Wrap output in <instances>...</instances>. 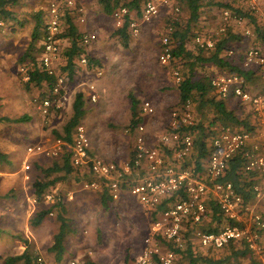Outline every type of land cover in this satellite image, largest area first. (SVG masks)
Wrapping results in <instances>:
<instances>
[{
    "label": "rangeland",
    "instance_id": "obj_1",
    "mask_svg": "<svg viewBox=\"0 0 264 264\" xmlns=\"http://www.w3.org/2000/svg\"><path fill=\"white\" fill-rule=\"evenodd\" d=\"M75 2L88 8L85 22H79L76 15H71V20L80 34L94 32L98 36L96 42L84 49L93 59V65L100 69L90 70L89 75L82 72V77H76V73L72 79L66 76L67 101L62 109H53L47 116L40 113L38 106L50 88L45 83L38 86L31 84L27 88L24 86L23 72L20 71L22 63L39 57L36 45L29 48L32 28L27 23L30 20L15 31L11 24H7L0 32V151L5 155L0 160V264H5L6 257L20 255L24 251L29 254L32 264H37L39 257L46 264H69L70 261L76 264H135L143 238L148 233L150 215L141 208L134 195L123 192L118 200L122 203L103 205L99 193L82 188L81 183L88 174L74 168L71 174L50 186L37 199L32 186L34 180L46 182L56 175L63 176L62 171L46 174L44 170L51 169L56 163L61 165L66 154L53 157L44 153H27L26 148L36 144L48 147L56 138H60L56 133L63 135V126L72 115V102L79 92L83 94L84 103L83 117L79 123L85 127L92 152L116 162L129 158L134 139L133 132L126 130L130 126V97L137 102V114L143 100H149L154 105V114L141 116L140 119L146 129L148 144H156L155 137L167 127L169 109L178 101L172 69L159 62L162 38L170 30L168 26L173 18H187L186 10L172 3L170 8L162 7L150 21L142 22L140 12L129 9L132 18L139 24V34H129L125 46L114 33L116 27L111 15L104 14L100 6L96 9L98 2ZM25 3L26 10L36 11L38 8L45 9L48 0H25ZM242 7L240 11L255 20L253 23L248 17L244 18V25L254 31L248 36L250 40L237 32L239 30L235 27L238 25L223 20L220 8L201 14L202 24L198 23L196 28L209 33L207 36L212 38L220 36L216 34L219 27H225V31L229 32L235 30L245 49L262 48L264 43L258 39L264 36V0L252 11ZM256 32L260 34L256 35ZM65 41L63 39L62 42ZM25 54L27 59L23 61L21 58ZM98 70L100 73L96 72ZM90 83L94 84L98 93L95 102L89 99L87 87ZM241 106L240 115H245L247 121L251 122V114ZM24 116L27 117L24 121H17ZM195 118L197 121L204 119V113L195 112ZM73 131L74 128L71 136ZM24 165H28V168ZM45 194L50 195L49 200H46ZM57 203L64 205L63 216L69 229L63 240L64 253L60 262H56L54 253L48 250L60 225ZM55 204V207L48 209L40 224L32 225L36 213ZM209 221L207 214L204 228L209 227ZM215 223L213 221L212 225ZM226 253L223 249L208 254L223 257ZM236 261L254 264L256 259L253 256H238L232 258L230 263Z\"/></svg>",
    "mask_w": 264,
    "mask_h": 264
},
{
    "label": "built area",
    "instance_id": "obj_2",
    "mask_svg": "<svg viewBox=\"0 0 264 264\" xmlns=\"http://www.w3.org/2000/svg\"><path fill=\"white\" fill-rule=\"evenodd\" d=\"M240 1L252 11L262 0ZM165 6L171 7L172 0H145L140 10L141 21H150ZM66 11L76 15L79 22H85L84 8L77 5L75 0H48L45 7L40 66L49 76H53V82L49 93L38 106L43 116L49 115L53 109H62L67 101L66 76L57 70L61 62L60 39L57 36L61 30V17ZM221 16L223 20H232L238 25L243 22V18L230 9H223ZM111 17L116 29L127 21L129 34H139V24L126 6L114 8ZM0 25L3 23L0 22ZM225 30V27H220L216 34ZM245 33L249 34V31ZM80 38L81 43L87 46L97 40V35L86 32ZM194 41L205 49L214 45L211 36L197 34ZM158 58L164 66H169L172 61L167 35L162 38ZM77 64L78 67H86V56L78 59ZM242 65L245 69L257 68L264 77V52L259 47L248 48L244 52ZM20 71L23 72V80L27 81L29 76L25 68L20 67ZM172 78L175 84L180 83L182 77L179 70L172 69ZM211 86L218 97L233 96L242 105H249L254 129L218 127L210 138L208 154L200 169L195 165H183L192 156L196 145L195 134L191 130L196 125L191 99L171 107L167 127L157 135V143L151 145L147 142L146 129L140 117L152 116L155 108L149 100H143L136 115L138 121L130 123L126 129L133 132L134 139L129 158L122 162L106 160L94 154L85 127L80 123L74 127L70 143L56 138L48 147L36 144L28 146L26 151L53 157L67 154L72 168L89 175L81 183L83 189L106 193L112 201H118L123 192L137 198L143 210L150 215V222L135 264H174L179 258L178 250L182 251L188 240L204 254L209 249H220L230 243L243 245L259 264H264V86L251 91L244 77L236 73L214 76ZM87 88L89 99L95 102V86L91 83ZM165 148L173 150L168 159ZM237 154L244 159L242 174L249 176L256 173L258 178L251 185L252 197L247 201L234 191L230 182L220 181L229 160ZM24 167L27 169L28 165ZM44 197L50 199L48 194ZM209 201H214L221 213V222L215 225L217 229L213 231H207L203 226ZM256 205L261 210H256ZM37 264L46 263L39 257ZM69 264L76 263L70 261ZM231 264L245 263L236 261Z\"/></svg>",
    "mask_w": 264,
    "mask_h": 264
},
{
    "label": "trees",
    "instance_id": "obj_3",
    "mask_svg": "<svg viewBox=\"0 0 264 264\" xmlns=\"http://www.w3.org/2000/svg\"><path fill=\"white\" fill-rule=\"evenodd\" d=\"M145 0H97L98 5L101 10L106 15H111L114 8L118 6H127L128 9H135L140 12V5ZM234 1V3L232 2ZM201 0H176L175 6L178 8H183L186 10V17L184 20H177L173 18L168 26L167 35L170 40V46L172 49V61L170 63L171 69L179 70L181 74V81L176 85L178 91V101L176 104H182L186 99H191L194 104V108H198L200 113H204V119L197 121L196 125L191 128L195 134V148L193 150L192 156L187 158L184 162V166L195 165L197 169H200L201 165L204 163V159L208 154V145L211 136L215 133L216 129L220 126H231L236 130H253V125H250L245 119L241 118L240 115L235 114L232 110L226 108L225 98H220L215 93L211 86V79L218 74H228L236 73L244 77L245 80L249 76L254 75L256 72L261 74L257 68L245 69L238 65L231 63L229 57L226 55L231 50L228 43L236 40L233 33L225 31L223 36H217L214 39L213 47L209 49L199 47L194 39L196 35L205 36L207 33L201 32V30H195L196 25L201 22V13L205 10L202 8ZM234 4H237L234 6ZM21 0H0V32L3 30V26L11 24L12 30H16L17 27L24 26L28 20H30L31 25V42L29 48L32 45H36L39 57L37 59H32L31 62H24L20 66L25 68V72L28 73V80L25 81L27 88L31 84L41 85L45 83L48 88H50L53 82V76H49L40 66V57L42 54V44L41 37L43 35V24L45 21V9L38 8L36 11H25L22 13L18 12ZM204 6H216L223 9H230L238 14L242 18H247L255 23L253 18H250L247 13L241 12L242 6L244 4L240 0H209L203 4ZM18 6V7H17ZM18 8V9H17ZM249 11V10H247ZM71 14L66 11L61 17V30L58 34L60 41L66 39L60 45L61 49V59L64 61L63 64L58 66L59 71L65 74L69 79H72L78 68V59L82 56L87 58V67L91 68L93 66V59L86 54L84 45L81 43V35L76 26L71 20ZM32 19V20H31ZM27 21V22H26ZM128 22L124 21V24L117 28L114 33L117 35L121 41L127 46L129 39L128 32ZM195 31V32H194ZM264 32V31H263ZM207 36V35H206ZM264 38V37H263ZM60 42V43H61ZM27 55H23L21 60H26ZM215 68L216 70H210V68ZM58 70V69H57ZM262 75V74H261ZM249 88V87H248ZM131 98V97H130ZM132 103V118L130 123H136L138 120L136 118V105L137 102L131 98ZM83 94L81 92L76 93L74 100L72 102V115L70 119L63 126V135L56 133L57 137L65 139L67 142H71V131L79 124V121L83 117ZM241 105V103H240ZM207 113V114H206ZM27 117H19L17 121H24ZM204 120V121H203ZM207 121V123L205 122ZM163 148V147H162ZM173 150L164 149L166 158H170ZM5 158V155L0 151V160ZM170 160V159H169ZM244 163V159L240 154L232 157L224 171L223 176L220 178L222 182H230L234 191L241 195L242 198L247 201L252 197L251 185L254 182V177L251 175L245 176L241 172V166ZM72 167L68 160V155H64L62 164H54L51 169L44 170L46 174H50L52 171H62L63 176L56 175L49 181L43 182L41 180L35 179L32 186L34 189V195L39 199L44 191L50 186L54 185L57 181L64 179V176L71 174ZM86 174V173H85ZM85 176V175H84ZM112 200L106 195L102 194L101 202L103 205L111 202ZM59 206V213L57 218L60 222L59 230L54 235L53 244L48 248L50 252L55 255V261H61L64 253L63 240L67 233L68 223L67 219L63 216L65 209L61 203H57ZM55 205H50L47 209H43L36 213L35 217L31 221L33 226L40 224L42 219L48 213V209L55 207ZM210 219L209 227L207 231L216 230V224L221 222V213L218 206L214 201H209L207 203V213ZM215 221L214 225L212 222ZM171 247V244H167ZM226 250V254L223 257H215L209 252ZM179 251V258L174 264H231L230 261L234 257H244L253 256L251 253L243 246L238 244L230 243L220 249H209L204 255L195 243L187 241L185 248ZM254 258V257H253ZM23 262V264H32L29 254L24 251L20 255H11L5 258V264H16L17 262ZM254 264H259L256 260Z\"/></svg>",
    "mask_w": 264,
    "mask_h": 264
},
{
    "label": "crops",
    "instance_id": "obj_4",
    "mask_svg": "<svg viewBox=\"0 0 264 264\" xmlns=\"http://www.w3.org/2000/svg\"><path fill=\"white\" fill-rule=\"evenodd\" d=\"M27 1V0H26ZM202 1H204V3L205 2H208L209 0H202ZM94 2H97V0H94ZM176 2V0H172V3H175ZM203 3V4H204ZM21 4L22 5H20V7H19V9H18V12L19 13H22V12H25V11H30V10H26V8H25V6H26V3H25V0H21ZM202 4V8L201 9H204L205 10V12L203 11L201 14H205V13H210V12H212V10H214V8H217L216 6H204ZM245 6V5H244ZM18 7V6H17ZM170 8V6H165V8ZM83 8H84V11H85V13H86V11H87V9H86V7L83 5ZM100 7H99V5H96V9H99ZM141 10V9H140ZM99 11V10H98ZM30 12H32V11H30ZM240 15V14H239ZM111 17V16H110ZM201 18V17H200ZM86 19V18H85ZM232 21V20H231ZM204 22H208V21H204ZM233 22V21H232ZM201 23V22H200ZM234 24H236L235 22H233ZM27 24H31L32 25V23H30V22H28ZM202 24V23H201ZM236 25H238V24H236ZM235 25V26H236ZM252 25V27H254L255 28V25L254 24H251ZM220 28V27H219ZM218 28V29H219ZM236 29H238L239 31H237V32H241V34H243L245 37H248V36H251V34H252V32H254L250 27H248V26H245L244 25V18H243V22H242V24H240V25H238V27L236 26L235 27ZM256 29V31L258 30V28L256 27L255 28ZM196 31H197V29H195ZM249 31V34H246L245 33V31ZM217 31V30H216ZM263 31H264V27H263ZM195 32V31H194ZM201 32H203V33H205V31L204 30H202ZM231 32V31H230ZM237 32H235V30H233L231 33H233L234 35H235V37H236V40H234V41H231L230 43H228V45L230 46V48H231V52L229 51V53H227L226 55L227 56H231L232 57V59L230 60L231 61V63H233V64H235V65H238L239 67H242V60H243V57H244V52L249 48V47H247L246 49L244 48L245 46L242 44V43H240L239 41H240V39H241V37L239 36V35H237ZM221 35L222 34V32L221 33H218L217 35ZM260 33L259 32H256V35H259ZM206 35H209V33H207ZM205 35V36H206ZM264 37V36H263ZM263 37H259V39L258 40H260L261 42H263L264 43V38ZM247 39H249L250 40V38L248 37ZM97 40H98V36H97ZM96 40V41H97ZM96 41H94V42H96ZM248 41V40H247ZM233 42V43H232ZM262 43V44H263ZM240 46V47H239ZM246 46H247V44H246ZM239 47V48H238ZM243 49H245V51L243 52V53H240L241 52V50H243ZM261 50H262V52H264V46L261 48ZM234 51V52H233ZM89 56V55H88ZM61 58V57H60ZM64 63V61H62V59H61V63H60V65L61 64H63ZM60 65H58V66H60ZM58 66H57V69L59 70V68H58ZM82 68H84L85 69V71L83 70V71H79V69H81L82 70ZM243 68V67H242ZM79 69L77 68L76 70H78L77 71V75H76V77H82V74H90L91 73V71H95V69H100V68H97L96 66H92L91 68H88L87 67V65H86V67H84V66H80L79 65ZM91 70V71H90ZM210 70H216L214 67L213 68H210ZM99 71V70H98ZM82 72H84V73H82ZM100 72V71H99ZM249 79V80H248ZM247 80V85H248V87H249V89L251 90V91H257V90H259V89H261L263 86H264V77L261 75V74H259L258 72H256L254 75H251V76H249V78H248ZM91 84V83H90ZM93 84V83H92ZM173 84L175 85V83L173 82ZM94 85V84H93ZM176 86V85H175ZM96 90V89H95ZM176 91V93H177V99H178V91H177V89L175 90ZM96 93H97V90H96ZM97 95H98V93H97ZM130 101H131V98H130ZM224 101H225V105H226V108L227 109H229V110H232L235 114H237V115H240V112H241V110H240V108L242 107L241 105H240V101L236 98V97H233V96H229V97H227V98H225L224 99ZM154 106V105H153ZM155 108V107H154ZM131 116H130V121H131V118H132V103H131ZM171 109V108H170ZM170 109H169V111H170ZM243 109L247 112V110H248V112L251 114V116H250V118H251V122H249V124L250 125H253L254 124V120H253V114H252V112H251V110H250V107H249V105H243ZM194 110H195V112H197L198 111V108H197V111H196V108H194ZM243 113V112H242ZM201 115H202V113H201ZM240 117L241 118H243V119H245V115H243V114H241L240 115ZM166 120V119H165ZM167 120H168V115H167ZM200 120V119H199ZM169 122V121H168ZM207 123V122H206ZM164 124V123H163ZM168 124V123H167ZM160 126H162V125H160ZM254 129V128H253ZM159 134V133H158ZM157 134V135H158ZM156 138V141H157V136L155 137ZM147 142H148V140H147ZM151 144H154V143H151ZM150 144V145H151ZM94 153V152H93ZM94 154H96V153H94ZM97 155V154H96ZM106 156H108V155H106ZM108 158V157H107ZM252 177H254V179H258L257 178V174L256 173H251L250 174ZM254 181H256V180H254ZM91 192H93V191H91ZM93 193H96L97 194V192H93ZM100 194V199H101V196H102V194H104V193H99ZM121 202V200L120 201H111L110 203H112V204H114V205H116V204H118V203H120ZM122 203V202H121ZM64 206V205H63ZM141 206V205H140ZM256 207V208H255ZM254 208L256 209V210H259L260 208L256 205ZM142 208V207H141ZM143 209V208H142ZM261 210V209H260ZM206 254V253H205ZM204 254V255H205ZM62 260V259H61ZM60 262V261H59Z\"/></svg>",
    "mask_w": 264,
    "mask_h": 264
}]
</instances>
